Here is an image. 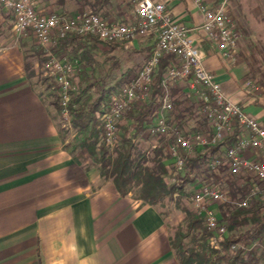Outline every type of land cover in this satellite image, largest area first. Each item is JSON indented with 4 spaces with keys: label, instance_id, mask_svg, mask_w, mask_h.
<instances>
[{
    "label": "crops",
    "instance_id": "crops-1",
    "mask_svg": "<svg viewBox=\"0 0 264 264\" xmlns=\"http://www.w3.org/2000/svg\"><path fill=\"white\" fill-rule=\"evenodd\" d=\"M154 1L164 3L173 19L189 27L202 22L193 0ZM83 8L109 21L135 18L133 0H108L100 8L93 0L38 3L43 13L73 15ZM194 37L205 68L227 97L264 124V80L246 91L243 82L250 69L245 59L237 53L233 60L222 56L200 31ZM155 38L151 32L128 42L106 43L71 35L56 52L78 58L75 85H120L141 68ZM42 56L31 35L14 36L12 18L0 7V264H181L161 208L133 198L130 191L121 196L112 179L101 176L79 150L81 145L77 148L65 137L62 128L71 125L62 121L50 97L40 71ZM172 60L163 55L160 71ZM157 92L154 87L144 105L153 106ZM194 92L178 81L170 87V98L175 102L188 96L194 101ZM129 114L123 120L127 124ZM153 121L148 118L144 126ZM203 124L196 129L205 130Z\"/></svg>",
    "mask_w": 264,
    "mask_h": 264
},
{
    "label": "built area",
    "instance_id": "built-area-1",
    "mask_svg": "<svg viewBox=\"0 0 264 264\" xmlns=\"http://www.w3.org/2000/svg\"><path fill=\"white\" fill-rule=\"evenodd\" d=\"M133 2L135 18L126 22L109 21L91 11L73 15L43 13L38 9L39 0H0V7L12 16L14 36L31 35L41 48L44 57L41 75L53 85L58 112L64 123H70L69 101L76 91L74 78L79 60L56 52L61 39L76 35L116 43L155 33L149 56L138 72L108 91L106 99L95 111L94 117L101 131L99 140L111 151L117 148L123 135L121 123L129 112L139 114L153 88L158 86L160 90L152 96L153 106L147 116L154 117V121L149 122L145 130L150 135L167 139L170 183L176 184L177 177L185 175L187 159L198 152L215 149L214 153H207L204 163L208 176L193 182L197 186L188 199L209 234V246L218 248L227 236V224L217 211L218 205L228 203L236 209L264 207V124L227 97L221 84L205 68L204 53L194 37L195 32H202L204 39L222 56L234 59L237 34L227 12L230 0H216L210 4L193 0L202 14V22L193 27L173 19L162 2ZM163 55H170L173 60L160 71ZM178 81L195 91L194 110L201 114L205 130H182L169 124L170 87ZM256 86L252 79L243 82V89L248 92ZM227 138H231L229 143ZM248 153H255V156H248ZM224 175L240 179L238 186L244 187V193L232 198L228 182L221 178ZM236 246L230 245V254L237 250ZM247 249L264 260V233L253 239Z\"/></svg>",
    "mask_w": 264,
    "mask_h": 264
},
{
    "label": "rangeland",
    "instance_id": "rangeland-1",
    "mask_svg": "<svg viewBox=\"0 0 264 264\" xmlns=\"http://www.w3.org/2000/svg\"><path fill=\"white\" fill-rule=\"evenodd\" d=\"M85 11L94 12V10L89 8H83L82 10H77L74 14ZM227 12L231 17L235 33L237 34L236 53L245 59L250 69L249 78L246 79H252L254 82H257L256 84L261 86V83L264 80V72L262 70V67H264V0H230ZM8 16L12 18L10 13H8ZM47 80L44 79V82L50 89V97H52L54 101H57L53 85L49 80ZM83 86V84L78 83L76 85V91L81 89ZM116 86L118 85L114 83L107 86L103 85L102 87H104V91L106 90L108 92ZM99 89H101L100 85H94V88L88 89L91 100L99 97ZM194 109L195 103L188 96L185 97V99L176 100L175 102L172 100V109L168 114L169 124L177 126L182 130H195L197 126L200 129H203V118L201 114L196 113ZM130 114L128 117V124L127 122L121 123L120 129L122 134L125 127L131 126L130 119L132 117ZM179 114L181 115L180 119H178ZM197 123H199V125ZM69 124L71 125V128H62L65 137L72 141L77 148L81 145L79 150L88 155L94 164L97 165L100 172H106L108 168L106 167L101 171L99 164H97L89 155L87 149V147L93 142L96 144L95 149L97 151L102 147L99 140L101 134L100 128L96 127L92 131L88 128L85 131H81L78 127L73 126L71 123ZM166 140L167 139L165 137L153 136L144 130L142 133L137 134L132 142L134 148L131 158L139 159V167L141 168L155 167L160 162L164 164L168 172L162 175V179L165 182L169 194L164 196V198L155 205L161 208L164 218L168 220L171 232V243H179L180 247L184 249L192 247L203 249L205 243L202 240V233L205 227L202 222L199 226L196 225L195 227L189 228L188 218L190 215L196 216V214L193 212V208L188 197L194 192V189L197 186V184L193 182L197 178H206L209 174L208 169L204 164H197L196 168L188 174V180H186L181 187L171 184V178L169 175L171 165L166 149ZM106 150L108 158L110 157L111 164L112 160L115 158L116 151H111L108 148H106ZM208 152L209 150L204 151V153ZM188 170L189 169L186 163V173ZM221 172H224V169H222ZM221 178L224 181H227L228 184L232 182L234 183L235 180L237 183L240 182V179L226 175L221 176ZM128 186L133 198L140 196L141 188L140 186L134 184V179L131 180ZM243 193L244 187H239L238 184L236 189L233 190V194L231 189L229 190V195H232V198L234 199ZM217 211L219 215L224 218V221L227 224V237L229 238H234L237 235L246 232L250 228L255 229L257 227L264 233V226L261 225L264 218L263 206L255 205L246 211H235V207H233V205L222 203L217 206ZM227 213L228 215H226ZM234 244H236V248L238 247L239 249L237 248V250H234L231 253L232 255L236 251L241 250L242 257L246 262H250L251 264H264V260L261 259V257L255 252L247 251L250 243L246 244L236 242ZM219 248H221V245L217 249ZM229 249L228 253L230 254ZM220 264L225 263L223 262Z\"/></svg>",
    "mask_w": 264,
    "mask_h": 264
},
{
    "label": "trees",
    "instance_id": "trees-1",
    "mask_svg": "<svg viewBox=\"0 0 264 264\" xmlns=\"http://www.w3.org/2000/svg\"><path fill=\"white\" fill-rule=\"evenodd\" d=\"M107 4L108 0H93V5H96L97 8ZM94 13H97L96 10H94ZM64 39L59 41L58 46H60V43ZM92 86H94L92 83L85 84L81 89L74 92L69 101L70 123L73 126L78 127L81 131H85L88 128L92 131L98 127V122L94 117V113L100 108L102 102L106 99L107 91H104V87H102L103 85H100L101 89H99V97L91 100L88 89ZM155 88L156 90L158 89V91L160 90L158 86ZM56 105L58 109L57 101ZM151 109V104L143 105L141 112H139L136 117L133 115V123L130 127L124 128L119 146L112 150L116 151L115 158L111 163L112 165L110 164V157L108 158L107 156V147L104 148L105 146L103 144L98 151L95 149L96 144L94 142L91 143L87 149L89 155L97 164H99L101 171L106 167L108 168L106 172L102 171L100 174L106 179H112L115 188L121 196H125L130 191L128 184L134 179V184L140 186L141 188V194L136 199H139L149 205H155L157 202L162 200L164 196L169 194L165 182L162 179V175L166 174L168 171L161 162L155 167L141 168L139 167V159L131 158L134 148L132 142L137 134H140L145 130L144 122L147 121V116L150 114ZM230 141L231 138L226 139L227 143ZM210 152L214 153L215 149L213 148ZM206 157L207 153L198 152L194 157L188 159L187 167L189 170L183 177H177L175 185L181 187L183 183L188 180V174L196 168L197 164L205 163ZM237 184L236 180L234 183H229L232 194L233 190L236 189ZM246 210L248 209L235 208V211ZM188 222L189 228H191L196 225L199 226V224L202 223V220L197 216L190 215ZM261 225L264 226V218ZM208 235V232L204 229L202 233V240L205 243L203 249H197L196 247L184 249L180 247L179 243H171L179 262L181 264H220L223 262L225 264H251L250 262H246L242 257L241 250L236 251L233 255L229 254V246L230 244H234L236 242L246 244L250 243V241L256 237L262 236L263 231L257 227L255 229L250 228L246 232L239 234L234 238L226 236L224 241L221 243V248L219 249L209 246L207 241ZM36 264H40V262L37 261Z\"/></svg>",
    "mask_w": 264,
    "mask_h": 264
}]
</instances>
